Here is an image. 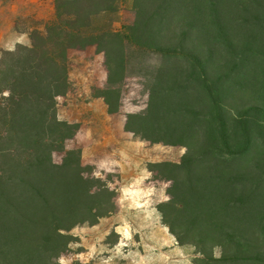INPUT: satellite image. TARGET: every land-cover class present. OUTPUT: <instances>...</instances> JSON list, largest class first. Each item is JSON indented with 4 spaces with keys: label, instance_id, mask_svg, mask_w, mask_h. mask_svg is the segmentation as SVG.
Listing matches in <instances>:
<instances>
[{
    "label": "rangeland",
    "instance_id": "obj_1",
    "mask_svg": "<svg viewBox=\"0 0 264 264\" xmlns=\"http://www.w3.org/2000/svg\"><path fill=\"white\" fill-rule=\"evenodd\" d=\"M121 4L106 29L129 36L139 0ZM25 12L23 1H0V60L1 50L29 44L10 20ZM184 30L190 35L183 45L144 57L127 42L125 78L117 83L108 68L113 78L122 73L118 38L108 54L100 44L69 50L68 90L57 104L69 136L53 160L73 164L85 204L83 222L53 264H213L222 252L207 227L211 213H179L168 203L191 182L213 177L217 161L218 176L263 178L255 203L264 212V15L245 0H213L208 18L202 14L195 27L178 32ZM217 189L240 194L244 187Z\"/></svg>",
    "mask_w": 264,
    "mask_h": 264
},
{
    "label": "trees",
    "instance_id": "obj_2",
    "mask_svg": "<svg viewBox=\"0 0 264 264\" xmlns=\"http://www.w3.org/2000/svg\"><path fill=\"white\" fill-rule=\"evenodd\" d=\"M0 1L25 2V14L10 20L30 40L15 50H1L0 264H53L69 243V233L83 222L85 204L73 164L67 158L63 165L53 160L69 136L57 109L58 98L68 90L69 50L100 44L108 54L110 43L118 38L122 73L113 78L108 71L111 83L120 82L125 78L127 42L137 45L140 57L157 47L183 45L190 32L178 29L195 27L202 14L208 18L213 0H139L136 29L129 36L106 29L108 17L121 9L123 0ZM245 1L264 15V0ZM161 64L159 77L166 70ZM234 123L236 128L242 124L240 118ZM242 132L250 144L247 124ZM221 164H214L213 177L191 182V188L168 205L179 213H211L207 227L213 230V246L222 252L211 258L213 264H264V212L255 203L261 198L263 178L238 172L218 176ZM202 184L213 191L202 193ZM218 186L244 189L234 194Z\"/></svg>",
    "mask_w": 264,
    "mask_h": 264
}]
</instances>
